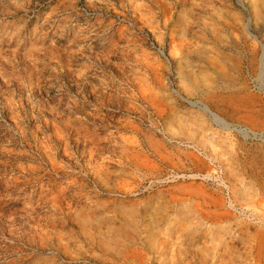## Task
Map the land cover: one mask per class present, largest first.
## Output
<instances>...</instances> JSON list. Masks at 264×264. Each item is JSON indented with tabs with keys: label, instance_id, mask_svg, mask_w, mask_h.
I'll return each mask as SVG.
<instances>
[{
	"label": "rangeland",
	"instance_id": "374dc122",
	"mask_svg": "<svg viewBox=\"0 0 264 264\" xmlns=\"http://www.w3.org/2000/svg\"><path fill=\"white\" fill-rule=\"evenodd\" d=\"M0 264H264V0H0Z\"/></svg>",
	"mask_w": 264,
	"mask_h": 264
},
{
	"label": "bare ground",
	"instance_id": "6f19581e",
	"mask_svg": "<svg viewBox=\"0 0 264 264\" xmlns=\"http://www.w3.org/2000/svg\"><path fill=\"white\" fill-rule=\"evenodd\" d=\"M203 110H204V111H208V112L210 113V115H212V117H213V119H214L215 121H218V120H219V118H218L216 115L212 114V113L206 108L205 105L203 106ZM219 122H221V121L219 120ZM225 126H226V125H225Z\"/></svg>",
	"mask_w": 264,
	"mask_h": 264
}]
</instances>
